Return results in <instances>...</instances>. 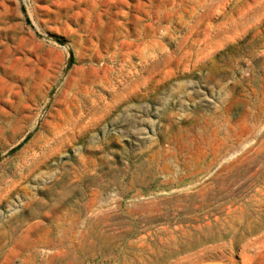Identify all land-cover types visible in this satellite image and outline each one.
<instances>
[{"label":"rangeland","instance_id":"rangeland-1","mask_svg":"<svg viewBox=\"0 0 264 264\" xmlns=\"http://www.w3.org/2000/svg\"><path fill=\"white\" fill-rule=\"evenodd\" d=\"M0 156V264H264V0H0Z\"/></svg>","mask_w":264,"mask_h":264},{"label":"water","instance_id":"water-1","mask_svg":"<svg viewBox=\"0 0 264 264\" xmlns=\"http://www.w3.org/2000/svg\"><path fill=\"white\" fill-rule=\"evenodd\" d=\"M57 42L61 45V46H65L66 43L64 41H61V40H57ZM73 58H74V55H73V52L71 50H69V60H68V65H67V68H66V72H68V70L70 69L72 63H73ZM30 137V134L27 135V137L24 139L23 143ZM15 148L11 149V151H13ZM2 157L0 156V159Z\"/></svg>","mask_w":264,"mask_h":264}]
</instances>
